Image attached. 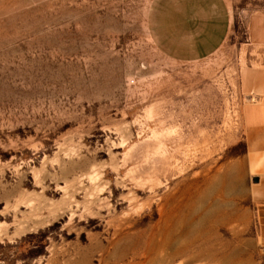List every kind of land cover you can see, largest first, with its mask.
I'll return each instance as SVG.
<instances>
[{
	"label": "rangeland",
	"instance_id": "374dc122",
	"mask_svg": "<svg viewBox=\"0 0 264 264\" xmlns=\"http://www.w3.org/2000/svg\"><path fill=\"white\" fill-rule=\"evenodd\" d=\"M153 2L0 0V264H264L242 124L255 1L180 63Z\"/></svg>",
	"mask_w": 264,
	"mask_h": 264
},
{
	"label": "crops",
	"instance_id": "0c3cea01",
	"mask_svg": "<svg viewBox=\"0 0 264 264\" xmlns=\"http://www.w3.org/2000/svg\"><path fill=\"white\" fill-rule=\"evenodd\" d=\"M238 1V0H237ZM250 5L247 36L252 50L262 55L256 70L243 74L242 92L249 100L242 110L245 166L250 173L251 198L264 228V0ZM233 0H154L151 10L153 39L175 62L199 61L212 56L231 31Z\"/></svg>",
	"mask_w": 264,
	"mask_h": 264
},
{
	"label": "bare ground",
	"instance_id": "6f19581e",
	"mask_svg": "<svg viewBox=\"0 0 264 264\" xmlns=\"http://www.w3.org/2000/svg\"><path fill=\"white\" fill-rule=\"evenodd\" d=\"M226 215V214H225ZM220 218V217H219ZM180 221H181V219H180ZM176 224H174V226H175ZM200 231V230H199ZM202 232V231H201ZM167 238V237H166ZM169 238V237H168ZM193 241H189L187 244H185V246H184V248H182L183 249V255H185V252L186 251H188V249H190L189 247H191L192 245H193ZM166 244H169V241H168V239H166L165 241H164V246L166 245ZM208 247V246H207ZM210 248V247H209ZM181 251V250H180ZM202 253V252H201ZM205 253H206V251H205ZM202 254H204V253H202ZM207 255L210 257V258H214L215 256H216V253H215V251H214V249L213 248H210L209 249V252L207 253ZM207 257V256H206ZM169 258V257H168ZM225 262L227 263V264H234L233 262H232V254H228L227 256H226V260H225Z\"/></svg>",
	"mask_w": 264,
	"mask_h": 264
}]
</instances>
